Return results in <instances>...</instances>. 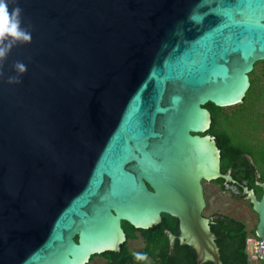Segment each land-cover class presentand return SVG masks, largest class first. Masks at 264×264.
Wrapping results in <instances>:
<instances>
[{
    "label": "water",
    "instance_id": "1",
    "mask_svg": "<svg viewBox=\"0 0 264 264\" xmlns=\"http://www.w3.org/2000/svg\"><path fill=\"white\" fill-rule=\"evenodd\" d=\"M6 2L31 39L0 58V264H85L118 250L122 221L162 213L196 264H221L202 181L233 179L204 105L244 97L264 60V0ZM258 185L259 198L243 190L264 264Z\"/></svg>",
    "mask_w": 264,
    "mask_h": 264
},
{
    "label": "trees",
    "instance_id": "2",
    "mask_svg": "<svg viewBox=\"0 0 264 264\" xmlns=\"http://www.w3.org/2000/svg\"><path fill=\"white\" fill-rule=\"evenodd\" d=\"M260 63L262 67L257 73L255 67ZM248 75L249 87L235 108L226 111L225 107L211 102L204 105L211 113L205 134L214 138L219 149L220 171L231 175L233 182L228 183L237 188L238 197L245 195L243 187H247L259 198L262 189L258 182L264 180V142L251 140L246 131L252 127V122H258L257 116L250 113L258 111V105L264 103V60L255 62ZM214 181L220 185L225 182L223 178ZM121 225L125 240L118 250L92 255L85 264H89L96 255L103 256L107 264H145V260H136L133 256L135 252L128 247V240L139 236L143 247L136 252L146 253L152 259L151 264H196L195 250L190 245L179 244L177 237L173 242L169 239V232L175 236L179 233L176 217L162 213L161 221L148 228H136L127 221H122ZM209 228L215 234L221 264H248L245 241L249 231L242 221L228 215L214 214L209 219ZM252 233L256 236L254 231ZM202 264L213 262L206 260Z\"/></svg>",
    "mask_w": 264,
    "mask_h": 264
},
{
    "label": "rangeland",
    "instance_id": "3",
    "mask_svg": "<svg viewBox=\"0 0 264 264\" xmlns=\"http://www.w3.org/2000/svg\"><path fill=\"white\" fill-rule=\"evenodd\" d=\"M262 64H258L255 68L256 72H260ZM231 108H235V105L225 107L226 111ZM257 116L258 122H252V127H249L246 131L249 134V138L253 141L262 140L264 142V103L258 105V111L250 113ZM204 197L206 205L203 209V215L209 217L210 214L218 213L228 215L232 218L242 221L246 229L249 231L248 236H253L252 231H255V225L257 223V214L252 210L250 199L247 198L248 194L243 190L245 195L242 198L238 197L239 191L237 188L224 182L222 185L213 180L203 181ZM128 247L130 250L136 252L142 249L143 241L139 236L134 239L128 240ZM151 257L147 256L145 264H151ZM89 264H107L106 259L101 255L94 256ZM248 264H261L260 261L248 257Z\"/></svg>",
    "mask_w": 264,
    "mask_h": 264
},
{
    "label": "clouds",
    "instance_id": "4",
    "mask_svg": "<svg viewBox=\"0 0 264 264\" xmlns=\"http://www.w3.org/2000/svg\"><path fill=\"white\" fill-rule=\"evenodd\" d=\"M21 9L17 6L9 11L6 0H0V58H6V54L10 51V46L17 41H30V34L21 27L20 13ZM8 41V44H5ZM16 70L20 73L26 71V66L17 62ZM9 82H19V77H9ZM136 260H147L146 253H133Z\"/></svg>",
    "mask_w": 264,
    "mask_h": 264
},
{
    "label": "built area",
    "instance_id": "5",
    "mask_svg": "<svg viewBox=\"0 0 264 264\" xmlns=\"http://www.w3.org/2000/svg\"><path fill=\"white\" fill-rule=\"evenodd\" d=\"M260 241H262V239L257 236H247L245 241V251L248 254V257L261 262L263 258L258 251V245Z\"/></svg>",
    "mask_w": 264,
    "mask_h": 264
},
{
    "label": "flooded vegetation",
    "instance_id": "6",
    "mask_svg": "<svg viewBox=\"0 0 264 264\" xmlns=\"http://www.w3.org/2000/svg\"><path fill=\"white\" fill-rule=\"evenodd\" d=\"M208 109V108H207ZM209 110V109H208ZM210 112V111H209ZM210 117H211V113H210ZM210 121H211V119H210ZM210 125V124H209ZM209 128V127H208ZM207 128V129H208ZM204 181V180H203ZM203 181H202V183H203ZM203 191H204V189H203ZM205 205H206V201H205Z\"/></svg>",
    "mask_w": 264,
    "mask_h": 264
}]
</instances>
